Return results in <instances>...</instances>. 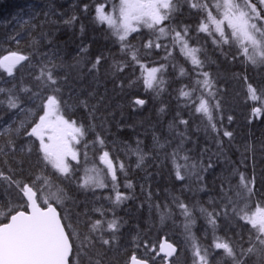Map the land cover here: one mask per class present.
I'll list each match as a JSON object with an SVG mask.
<instances>
[{
    "label": "trees",
    "instance_id": "1",
    "mask_svg": "<svg viewBox=\"0 0 264 264\" xmlns=\"http://www.w3.org/2000/svg\"><path fill=\"white\" fill-rule=\"evenodd\" d=\"M252 2L259 6L258 0ZM101 4L114 19L118 17L120 0H0V60L11 53L30 58L15 66L11 76L4 67H0V87L11 88L15 84L18 89L33 84L38 47L35 42L44 33L45 41L39 45L40 51H48L54 46L58 50L57 63L63 62L65 70L70 73L68 85L63 88V100L67 103H62L61 112L65 119L74 120L76 126L82 125L86 129L85 135L78 137L79 142L74 145L77 160L69 161L72 179L65 180L50 165L45 167L38 151L39 140L24 134L31 131L43 112L36 108L40 101L27 102L25 94L21 93V99L26 101L24 107L33 109V114L8 109L6 103L0 105V150H3L0 152V170L7 173L11 168L15 179L29 183L41 174L50 178L53 182L51 191L57 187L66 189L70 200L78 207L69 215L73 220L77 216L81 221L99 219V214L94 211L97 208L106 212V219H118L120 227L115 234V242L107 251L106 259L110 264H129L132 255L148 259L150 264H162L163 258L146 249L144 244L147 241L150 246L156 245L158 251L161 237H166L178 248L169 264H193V244L209 250L210 258L215 257L212 264H223L222 250L212 248L216 238L238 242L242 237L247 246L250 225L232 215L229 208V216H221L214 229L200 209L219 211L221 181L230 179L235 187L239 183V173L246 177L255 175L256 185L254 194L243 200L237 210L244 208L245 204L249 213L257 205L264 207V97L253 101L248 94L249 83L257 89L258 95L264 92V65L247 62L238 52L237 44L224 45L223 52L227 55L222 54L220 48L212 44L211 37L195 32L199 14L189 13L186 7L183 14L173 21L191 26L193 39L190 43L201 48L199 56L204 61L203 70L208 71L214 81L212 91L215 92V100L220 102V108L212 112V123L218 130L213 131L207 117L195 113L191 102L179 97V90L185 85L191 88L197 77L193 66L179 53V49L172 50L168 38H161V42L172 50V56L167 59L163 48L142 49L144 68L139 65L129 68L119 79L105 72L111 58L120 59L121 55L113 30L107 23L101 24L96 20L95 10ZM84 5H88L87 11ZM72 16L77 19L66 24L65 21ZM138 29L129 36L136 47L149 39H156L146 26L138 25ZM48 39L52 40V45H47ZM82 47L87 51L81 53ZM97 55L107 57V63L98 73L89 74L90 62ZM77 60L80 64L76 69H67ZM161 64L166 65V70L156 76L164 81L161 85L163 90L146 88L145 70L158 68ZM181 67L186 69V75H180ZM207 91L198 90L193 99L202 93L207 98ZM137 99L146 103L137 105ZM0 100H6V97L0 94ZM85 100L88 107L81 103ZM256 107H262L261 113H253ZM228 117H232L231 121ZM181 119L187 120L188 124H180ZM21 121L25 122L24 128L16 132ZM7 128L12 131L5 132ZM224 131L232 132V137H224ZM178 132L184 133L185 138L174 162L171 153L180 144ZM97 136L104 140L103 146L98 143ZM9 139L15 143V152L7 147ZM157 139L165 145L163 149L156 143ZM104 151L109 153V159L116 168L115 182L107 167L100 163ZM137 153L146 154L142 163ZM185 156L187 161L183 159ZM209 160L213 168L201 172L200 165L206 167ZM120 164L124 165L123 170ZM176 164L189 166L181 169L185 175L183 181L175 177ZM193 164L197 166L195 169L191 167ZM89 167L105 173L106 187H79ZM197 175L203 176V180L198 181ZM129 183L131 187L126 186ZM116 191L129 198L113 205ZM8 199L9 196L0 190V204ZM11 201L13 204L22 203L15 193L11 194ZM176 201L189 207L194 220L190 232L185 229L188 221ZM55 206L65 214L61 206ZM164 213L168 214L162 220ZM0 222L7 220L0 217Z\"/></svg>",
    "mask_w": 264,
    "mask_h": 264
},
{
    "label": "snow or ice",
    "instance_id": "2",
    "mask_svg": "<svg viewBox=\"0 0 264 264\" xmlns=\"http://www.w3.org/2000/svg\"><path fill=\"white\" fill-rule=\"evenodd\" d=\"M258 7L252 0H120L119 15L116 19L105 11L103 4L96 7V20L101 24L107 23L113 30L112 34L119 45L120 59L113 56L111 63L108 64L105 72L111 74L114 78L119 77L129 68H135L139 65L144 68L141 63V50H152L163 48L166 51V57L172 56V50L179 49V53L190 62L195 71L196 80L191 88L188 85L183 86L179 90V97L191 102L195 113H201L207 117L213 131H218L216 124L212 123L213 109L220 108V102L215 100L214 81L208 71H204V61L200 58L201 48L192 46L190 41L192 28L190 25L183 23H173L176 18L183 14L186 7L189 13L199 14V23L195 28L197 34L204 33L207 37H211L212 44L220 48L223 52L224 45L238 44V52L245 60L252 65H264V0H258ZM88 5H84L87 11ZM215 12V14H214ZM47 15V13H45ZM77 18L72 16L66 20V24L73 23ZM138 25L146 26L152 30L156 39H149L140 47H136L129 40L132 33L138 32ZM226 29H230L226 31ZM83 30V29H82ZM161 38H168L172 45L169 50L167 44L161 42ZM45 41V34L41 33L40 40L35 43L38 45L36 49V73L33 76V84L31 86H21L17 89V85L11 88L0 87V94L6 97V100H0V105L7 104L8 109H17L20 112H26L28 115L33 114V109H26L25 102L40 101L36 104V108L43 112L39 115V120L31 127V131L24 134L28 137H36L39 140V153L45 167L51 166L56 173L60 174L65 180L72 179V169L70 168L66 157L71 156L72 160L77 159L76 152L72 151L70 143L79 140L78 137L85 135L86 129L76 126V121L65 119L61 112V105L67 102L63 100V88L68 85L70 73L66 71V66L57 63L58 50L53 46L48 51H40L39 45ZM47 45H52L51 39L46 41ZM86 48H81L80 52H86ZM236 57L233 56V59ZM30 58L17 53H11L0 60V67H4L9 76L12 75L14 67L21 61H28ZM107 57L97 55L94 61H91V67L88 68L89 74L98 73L107 63ZM9 62V63H5ZM80 64L77 60L75 65H68L67 69H76ZM166 70V65L161 64L158 68L148 70L144 77V85L148 89H159L162 91L161 85L163 80L157 78L156 73ZM64 71V75L61 72ZM181 76L186 75V69H179ZM247 80V77H245ZM122 86V85H121ZM188 89V90H185ZM198 90H208L207 98L203 93L193 99ZM21 93L25 94L26 101L21 99ZM248 94L253 101H259L264 97V92L257 94V89L248 84ZM215 101V103H211ZM81 103L88 107L87 101ZM137 105L146 103L143 99L135 100ZM161 111H164L161 108ZM262 107L253 108L254 114H259ZM231 121L232 117H228ZM182 125H187L188 121L181 119ZM24 121L20 122V127L15 129L16 132L20 128H24ZM11 128L5 129V132H11ZM181 137L180 144L171 153L175 162L179 155V151L183 145L184 133L178 132ZM233 133L224 131L223 136L232 137ZM98 143L103 146L104 140L97 136ZM156 143L161 149L165 147L160 144L157 139ZM170 143V142H169ZM7 147L10 151L15 152L16 146L13 140L9 139ZM3 150H0L2 152ZM32 151L31 148L28 149ZM138 160L142 163L146 154L137 153ZM100 159L107 165L108 172L111 174L112 181H116V168L109 153L104 151ZM185 161L188 157H183ZM139 167V163L137 165ZM123 170L124 165H119ZM189 166L175 165V177L179 181L185 179L181 169H187ZM193 169L197 166L191 165ZM213 168L211 160L205 167L200 165L201 172H207ZM13 169L9 168L6 173L0 170V190L9 199L0 204V217L7 222H0V264H110L107 261V251L111 249L115 242V234L119 230V220L113 218L106 219V212L102 209H95L99 214V219L80 220L77 216L75 220L67 214L57 211L54 205H63L65 200L70 199L66 189L57 187L56 191H51L53 182L50 178L37 175L30 183L23 179L14 178ZM59 178V177H58ZM197 180L202 181L203 176L197 175ZM256 185V176L246 177L243 173H239V183L234 187L230 179L222 180L219 185V211H208L201 208L200 212L206 215L208 223L215 227L217 220L223 216H229V208L232 215L238 216L240 220L250 225V234L245 241L241 237L238 242L217 237L212 245L214 250H222L223 264H264V207L256 206L254 212L249 213L247 204L244 208L237 210V206L245 199L254 194ZM131 187V183L126 185ZM82 189L103 188L105 183L99 176L86 175L85 179L79 184ZM115 188V184L113 185ZM203 190V189H201ZM15 193L22 203L13 204L11 194ZM242 193H246L244 196ZM129 197L119 191L115 192L112 199L113 205H119ZM177 206L185 216L188 223L185 229L190 232L191 225L194 224L191 212L187 204L176 201ZM159 207V205H157ZM164 213L161 216L163 220ZM87 216V213L84 214ZM81 224L83 227H81ZM145 248L154 252L156 256L164 253L163 259L171 257L176 251L175 247L166 241L159 244V251H156V245H149L144 242ZM221 255L220 253H217ZM208 249H201L198 245L193 244V264H212L215 259L211 256ZM129 264H149L148 259L138 258L132 255Z\"/></svg>",
    "mask_w": 264,
    "mask_h": 264
},
{
    "label": "rangeland",
    "instance_id": "3",
    "mask_svg": "<svg viewBox=\"0 0 264 264\" xmlns=\"http://www.w3.org/2000/svg\"><path fill=\"white\" fill-rule=\"evenodd\" d=\"M213 2H214V0H213ZM237 2H243V1H237ZM258 7H261V5H259ZM214 14H215V12H214ZM110 15H112V14H110ZM114 18V17H113ZM138 27V26H137ZM226 31H229L230 32V29H226ZM238 45V44H237ZM153 68H155V67H153ZM151 69V68H150ZM148 70H149V68H147L146 70H145V77H146V75H147V72H148ZM156 75H157V73H156ZM78 139V138H77ZM75 142L76 141H72L71 143H70V147L72 148V151H74V152H76V154H77V151L75 150V148H74V145H75ZM66 160H67V162H68V164H69V161L70 160H72V158H71V156H68V157H66ZM77 160V159H76ZM93 167H89L88 169H87V171H86V173H85V177H86V175H89V176H99V178H101L102 180H103V182L104 183H106V175H105V173H103V171H101V172H99L97 169H92ZM85 177H84V179H85ZM83 179V180H84ZM54 191H56V189H53V192ZM59 206H61V208L63 209V211H64V213L65 214H67V215H70V213L74 210V209H78V207L73 203V201L72 200H70V199H68V200H65V202H64V204L63 205H59ZM80 207H82L83 208V204L81 203L80 204ZM256 210V209H255ZM254 210V211H255ZM253 211V212H254Z\"/></svg>",
    "mask_w": 264,
    "mask_h": 264
},
{
    "label": "water",
    "instance_id": "4",
    "mask_svg": "<svg viewBox=\"0 0 264 264\" xmlns=\"http://www.w3.org/2000/svg\"><path fill=\"white\" fill-rule=\"evenodd\" d=\"M8 56H10V55H8ZM23 61H21L19 64H21ZM5 63H9V62H5ZM18 65V64H17ZM102 163L107 167V165L102 161ZM55 206V205H54ZM57 211H59L58 209H57ZM167 242V243H170V244H172L174 247H175V249H176V251L173 253V255L171 256V257H167V259H164V263L163 264H169V261L175 256V254L177 253V246L176 245H174L171 241H169V240H167L165 237H161V239H160V241H159V244H161V243H163V242ZM159 244H158V246H159ZM158 251H159V247H158ZM160 255L162 256V257H164V253H160ZM130 261V260H129ZM150 264V263H149Z\"/></svg>",
    "mask_w": 264,
    "mask_h": 264
}]
</instances>
